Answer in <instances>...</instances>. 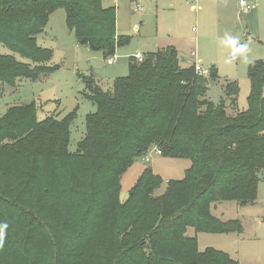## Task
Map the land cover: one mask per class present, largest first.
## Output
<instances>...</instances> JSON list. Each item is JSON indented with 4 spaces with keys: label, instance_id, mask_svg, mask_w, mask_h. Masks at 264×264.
I'll list each match as a JSON object with an SVG mask.
<instances>
[{
    "label": "trees",
    "instance_id": "16d2710c",
    "mask_svg": "<svg viewBox=\"0 0 264 264\" xmlns=\"http://www.w3.org/2000/svg\"><path fill=\"white\" fill-rule=\"evenodd\" d=\"M66 11L80 44L106 56L125 39L117 34L116 7L102 0H0V42L32 64L0 55V84L36 80L52 71V53L38 45L50 15ZM111 91L92 78L86 84L97 111L87 133L69 149L75 113L39 120L35 103L12 106L0 117V264H239L228 253L198 250L196 231L242 232L223 221L213 203H254L264 170V61L249 70L248 107L236 105L238 86L226 98H205L208 78L183 65L173 46L136 58ZM1 94V92H0ZM157 147L163 156L189 158L181 180H162L147 168L120 199L121 179L136 159Z\"/></svg>",
    "mask_w": 264,
    "mask_h": 264
},
{
    "label": "rangeland",
    "instance_id": "374dc122",
    "mask_svg": "<svg viewBox=\"0 0 264 264\" xmlns=\"http://www.w3.org/2000/svg\"><path fill=\"white\" fill-rule=\"evenodd\" d=\"M254 1L256 9L244 12L238 0H102L103 7H116L117 34L125 39L116 48V62L111 65L108 58L112 55L108 57L79 43L66 11L59 8L50 15L44 32L37 36L38 45L52 53L47 62L52 71L36 80L17 78L13 84H0V117L12 106L30 103H35L39 120L49 116L62 119L75 113L69 149L76 152L87 133V116L97 111L89 98L87 78L92 77L103 90L111 91L116 78L129 74L130 63L138 53L147 56L169 46L177 49L183 65L200 60L206 68L213 64L218 68V80H209L206 99L220 104L226 98L227 84L235 82L239 90L237 103L234 106L228 100L227 111L234 114L238 109L245 110L251 90L250 66L254 61H264V0ZM137 4L141 5V12L134 10ZM193 4L197 9L191 8ZM242 45L246 46L244 51L240 50ZM191 51H197V58L191 56ZM5 54L32 64L27 55L0 42V55ZM156 148L146 154L150 161L146 155L136 159L122 176V202L128 200L131 189L147 168H152L162 180L157 195L165 192L169 180L185 177L191 159L158 155ZM211 212L225 222L239 221L243 230L214 233L189 227L186 234L197 239L198 250L213 248L226 252L239 264H264V170L254 203L216 202Z\"/></svg>",
    "mask_w": 264,
    "mask_h": 264
},
{
    "label": "built area",
    "instance_id": "2783aa9c",
    "mask_svg": "<svg viewBox=\"0 0 264 264\" xmlns=\"http://www.w3.org/2000/svg\"><path fill=\"white\" fill-rule=\"evenodd\" d=\"M239 7L242 11L244 12H251L256 8V2L254 0H239ZM134 10L136 12H141L142 8L140 4H137L134 7ZM192 57H197V51H192L191 52ZM135 58L138 61H143L144 60V55L141 53H138ZM116 62L115 57H110L108 58V64H114ZM195 67V70L198 74L203 75V76H209L211 73V70L209 68L204 67V65L201 63V61H195L192 64ZM155 152L159 155H162V151L159 148L155 149ZM146 160L150 161V155H146Z\"/></svg>",
    "mask_w": 264,
    "mask_h": 264
},
{
    "label": "crops",
    "instance_id": "0c3cea01",
    "mask_svg": "<svg viewBox=\"0 0 264 264\" xmlns=\"http://www.w3.org/2000/svg\"><path fill=\"white\" fill-rule=\"evenodd\" d=\"M233 1H236V2H237V0H233ZM225 3H228L230 6H232V5H231L232 3H231L230 1H225ZM238 4H239V0H238ZM191 8H192V9H197V5H196V4H193V5L191 6ZM255 9H256V8H255ZM255 9H254V10H255ZM254 10H253V11H254ZM227 11H228V8H227ZM225 14H226V13H225L224 11L221 13V15H222L223 17L225 16ZM191 52H192V51H191ZM191 56H192V55H191ZM196 58H197V57H196ZM199 61H200V60H199ZM213 65H215V64H213ZM155 153H156V152H155ZM156 154H157V153H156ZM158 155H159V154H158Z\"/></svg>",
    "mask_w": 264,
    "mask_h": 264
},
{
    "label": "clouds",
    "instance_id": "9594fccd",
    "mask_svg": "<svg viewBox=\"0 0 264 264\" xmlns=\"http://www.w3.org/2000/svg\"><path fill=\"white\" fill-rule=\"evenodd\" d=\"M246 48V46H244V45H242L241 47H240V50L241 51H244V49ZM4 227H6V225L5 226H0V240H2V238H3V229H4Z\"/></svg>",
    "mask_w": 264,
    "mask_h": 264
}]
</instances>
